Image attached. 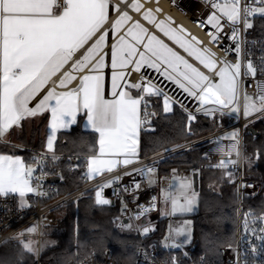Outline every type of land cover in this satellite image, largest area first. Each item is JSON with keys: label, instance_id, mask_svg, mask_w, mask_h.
Segmentation results:
<instances>
[{"label": "snow or ice", "instance_id": "1", "mask_svg": "<svg viewBox=\"0 0 264 264\" xmlns=\"http://www.w3.org/2000/svg\"><path fill=\"white\" fill-rule=\"evenodd\" d=\"M203 2L212 11L205 19L198 21V25L210 26L214 30L207 33L209 43L219 46L223 34L235 44L234 48L229 45L222 49L226 54H236L235 63L226 59L218 61L210 48L202 46L203 41L191 36L183 26L171 27V17L158 20L154 12H161L162 9L145 8L140 0H132L130 4L128 0H120V3H112V0H0V144H9L8 136L14 129H22L24 121L44 113L50 114L42 153L30 162L14 154L0 153V198H14L18 210H24L31 207V197L50 195V190L43 187L42 178L49 174L45 170L47 165H56L62 158L56 149L58 133L76 125L81 113L85 117L84 127L96 134V138L94 143L80 142L81 147L89 148V153L82 163H70V171L83 169L80 179L88 181L112 173L119 167L126 168L137 163L140 132L148 130L152 118L159 115L153 108L154 103H162L165 114L173 111L174 104H180L187 111L174 94L169 95L162 81L170 82L197 101L196 112H187L189 132L192 131L191 124L196 120V113L202 112L215 120L217 113L223 116L228 110L227 114H237L236 118L239 119L241 95L245 119L257 114L264 117V80H255L257 74L264 76V54L256 62L246 48L242 49V44L246 42L241 40L239 27L243 25V31H247L253 27V17H264V0ZM120 4H126L128 10L121 11ZM110 9L116 15L114 20L110 18ZM130 11L140 14L144 21L213 75H205L139 20H134ZM222 20L228 22L230 35L224 33ZM110 33L113 42L108 44ZM90 41L94 42L85 47ZM105 48L107 51H104ZM81 49L84 51L76 57ZM105 68L111 70L110 98L105 95ZM142 69H151L157 75L150 76ZM132 73L140 74V80L131 82ZM54 77L57 79L54 80ZM246 77L254 80V84L249 85L255 89L252 93L246 90L241 92L242 78ZM73 82L75 86L69 88ZM41 92L44 93L42 97L30 107V102ZM224 139L232 141L227 151L221 144ZM213 143L217 145L215 151L227 157L213 167L225 170L228 181L234 183L237 161L232 160L231 156L233 153L240 155L239 129L219 137ZM260 157L261 150L256 149L252 156L244 159L250 166L253 159ZM68 159L71 161L73 157L70 155ZM76 159L79 161L81 158L77 155ZM155 171L154 164L145 165L124 175L139 174L151 186L156 182L153 179ZM60 179L63 180L62 175ZM120 179L117 176L96 186L95 206L103 208L112 203L103 195V190L118 184ZM140 187L139 182H134L131 187L115 188L113 195L122 200V193ZM239 187L253 185L241 184ZM161 192L167 209L164 215L183 216L194 210L198 194L193 190L192 180L179 177L176 169L172 170V182ZM78 200L74 203L78 204ZM156 200V197H152L149 206L138 205L137 212L129 217L130 222H120L118 226L122 230H132L131 221L139 220L155 210ZM122 204L126 209L123 200ZM190 224L191 221L184 220L175 227L170 225L163 246L182 249L191 243ZM135 230L146 236L155 228L149 221ZM36 231L37 225L34 224L14 238L19 239L25 233ZM244 233L251 252L264 255V213H245ZM252 239L259 244H253ZM34 243L32 240L21 241L23 251L36 253L38 250L33 247ZM171 264H179L175 256L171 258ZM236 264H249L247 248L243 255L237 253Z\"/></svg>", "mask_w": 264, "mask_h": 264}, {"label": "built area", "instance_id": "2", "mask_svg": "<svg viewBox=\"0 0 264 264\" xmlns=\"http://www.w3.org/2000/svg\"><path fill=\"white\" fill-rule=\"evenodd\" d=\"M155 4H157L158 7L162 9V11L158 14L163 19L171 17L172 23L170 24L174 28L183 26V28L186 29L187 32L191 34V36H195L199 40L203 41L202 46L210 48L211 51L216 54L218 61L221 59H226L233 63L236 62L237 57L234 52H229L226 54L224 51H222V49L228 47L229 45L234 48L235 44L228 40L223 34H221L219 46L209 43L210 37L207 35V33L214 30L211 29L210 26L201 27L198 25L197 22L205 19L209 12L212 11L210 6L206 5L203 0H159V2H155ZM221 23L224 25V33H228L230 35L231 29L228 26V22L226 20H222ZM239 27L241 28V40L246 42L242 44V49L246 48L251 53V58L258 62L259 57L264 54V37L256 36L254 34L253 27L247 31H243V25H240ZM182 55L185 56L186 59L191 58L188 57L184 52ZM78 56L79 54H76V57ZM242 59L246 60L247 57H242ZM196 65L197 67L201 68V70H203L205 75H213V73H210L201 64L197 63ZM219 66L220 65L218 64V67ZM109 69L110 68H106V70ZM142 72L150 76L157 75L151 69H142ZM130 80L133 83L137 82L140 80V74L132 73ZM255 80H264V76L257 74ZM162 82L168 90L169 95L174 94L176 99L181 101L186 106L187 111H185V108L181 107L180 104H174V106L178 107L186 114L187 112H196V107L198 106L197 101L182 93L170 82ZM253 84L254 80L252 77L242 78L241 92L243 93L244 90L248 91L249 93L254 92L255 89L253 87H249V85ZM240 104L241 112L238 114L239 119L236 118L237 114H227L228 110H225L226 114L223 116L217 113L215 120L212 117H208L213 123V127L209 132L183 142L175 143L170 147L162 149L150 156L139 157V161L137 163L128 165L126 168L119 167L112 173H105L96 179L88 180L67 193H56L57 182L51 180V178L56 175H51V173L45 169L49 174L42 178V183L44 189L50 190V195L48 197H31V207L24 210H18L17 202L14 198H0V245L8 240H20L27 238L26 234L19 239L14 237H16L18 233L35 224L37 225V233L34 235V238L37 239L38 251L35 253L36 258L33 264H53L52 262L43 261L42 259V229L46 226L58 225V209L61 206L65 205L67 202L81 197V193H84V195L94 196V189L97 185L111 180L117 176L121 177L119 183L113 185V187L105 188L103 190V195L113 201V204L118 205V212L114 216L115 227L121 229L118 224L120 222H123L124 224L129 223V217L133 216L137 212L138 205L149 206L152 202V197H156L157 200L155 202V210L150 211L146 216L142 217V219L146 218L148 219V222H152L151 224L155 228V225H158V216L156 214L159 212L160 191L162 189H167L169 183L172 182L173 170L172 169L168 173L159 175L158 169L160 164L163 160L171 157L173 154L179 151L189 150L195 146H200L203 154V161L199 164L198 168L206 170H219L223 173L227 183L235 187L236 192L239 188V195L237 194V218L234 241L222 247L221 258L219 259L208 258L204 253H200L197 256L192 257L189 250L184 251L182 249L176 248H165L163 246V235L159 239L154 238L159 228L156 227L151 236H144L140 234L141 241L138 242L134 248L133 264H171V258L173 256L178 259L179 264H236L237 253L239 252L241 255H243L246 248L248 249L249 264H264V255L253 254L249 248V245L244 239L245 213H248L249 211H252L256 214L264 213V203L260 201V195L264 194L263 184L260 180L249 175L253 167L254 159L252 160L250 166L245 162L244 159L246 156H252L249 150L248 137L255 138L257 136V134L250 130V125L256 120L264 119V117H258L257 114L245 119L242 113V95ZM199 115L204 114L202 112L196 113V117ZM245 125H247V127H245ZM235 129H239L240 155L237 156L235 153H233L231 156V159L237 161V164L235 165V182L230 183L225 176V170L213 167V165H215L221 159L227 158L215 151L217 145L213 143V141H216L219 137H222ZM231 143L232 141L228 139L221 141L225 151H227L228 145ZM153 164L155 165L158 175L155 179L156 182L151 186L147 183V179L140 176L139 174L133 173L131 176L124 175L125 172H132V170L135 168H141L145 165ZM174 169L177 170L179 177L191 178L193 189H195L194 173L197 172V167H183ZM134 182H139L141 187L135 191L122 193L123 203L127 205V208L124 209L121 198L113 195V191L115 188H122L125 186L131 187ZM241 184H249L253 185V187L240 188L239 186ZM117 218H119V220H117ZM142 219L131 221L134 224V231H137L135 230L137 226L142 225ZM166 219L170 225L176 226L177 222L173 216H168ZM249 221L251 222V217L249 218ZM257 227H259V225H257ZM252 243L257 245L259 244V242L254 239H252ZM229 245H231V247H229ZM66 264H120V262L116 258L113 250L111 248H106L101 253L92 251L81 257H71L68 259Z\"/></svg>", "mask_w": 264, "mask_h": 264}, {"label": "trees", "instance_id": "3", "mask_svg": "<svg viewBox=\"0 0 264 264\" xmlns=\"http://www.w3.org/2000/svg\"><path fill=\"white\" fill-rule=\"evenodd\" d=\"M252 23L254 34L264 37V17L255 16ZM153 108L159 115L152 118L148 130L140 133V157L150 156L175 143L205 134L213 127L208 117L199 115L192 122V131L189 132L187 114L181 109L174 106L171 113L165 114L160 102L154 103ZM45 122L44 118L28 126L24 121L22 129L18 130L9 144H0V153L19 154L26 162H30L43 152ZM250 127L258 131L255 138L248 137L250 153L253 155L256 149H260L261 157L254 159L249 175L260 180L264 188V119L252 122ZM95 138L96 134L82 127L81 117L70 130L58 134L56 149L62 158L56 165L49 164L46 167L51 175L63 176V180L60 179L56 184L57 194L67 193L86 182L80 179L83 169L70 171L69 165L82 163L84 156L89 153V148L81 147L80 142L94 143ZM11 145L21 147L12 148ZM70 155L73 157L71 161L68 159ZM77 155L81 158L79 161ZM202 161L201 147L195 146L163 160L158 174L168 173L174 168L197 167L199 182L196 191L199 201L197 210L190 214L193 236L188 250L192 257L204 253L208 258L219 259L222 247L235 239L237 192L233 185L227 183L221 171L199 169ZM76 200L64 205L65 215L59 225L49 232V242L42 250L43 261L66 264L71 257H81L92 251L101 253L111 248L120 264H133L134 248L141 241V235L134 230L115 227L114 216L118 212V205L110 204L103 208L95 206L93 195L79 197L78 204L74 203ZM260 201L264 203V194L260 195ZM166 222L167 219L157 222L159 228L154 238L159 239L163 235ZM35 258V253L23 251L19 240H8L0 245V264H33Z\"/></svg>", "mask_w": 264, "mask_h": 264}, {"label": "crops", "instance_id": "4", "mask_svg": "<svg viewBox=\"0 0 264 264\" xmlns=\"http://www.w3.org/2000/svg\"><path fill=\"white\" fill-rule=\"evenodd\" d=\"M131 2H132V0H128V3H129V4H130ZM140 2L143 3V4L145 5V8H151V9H153V10H155L156 8H159L158 5L155 4L156 0H154V1H153V0H149V2H147V3L145 2V0H140ZM112 3H120V0H112ZM151 3H153V5H152ZM120 9H121V11L128 10L126 4H120ZM158 13H159V12H154V14L156 15L157 19H158V20H165V19H163ZM109 14H110V18H111V19L114 20V19L116 18L115 13H113V12L111 11V9H110V13H109ZM129 14L133 16V19H134V20H139V21H140L145 27H147V28L150 30V32L155 33V34L158 36V38L164 40L165 43H167V44H169L171 47H173L174 50H176L177 52H179L181 55L183 54V50H181L177 45H174L171 41H169L166 37H164L163 34L160 33V32H159L154 26L148 24L147 21H144V20L141 18V15H140V14H137V13H135V12H131V11L129 12ZM170 26L173 27L171 24H170ZM105 28H107V25H105ZM173 28H174V27H173ZM92 42H94V41H90V42H89V45H86L85 47L90 46V44H91ZM112 42H113V39H112V35H111V33H110V34H109V37H108V44H111ZM83 51H84V49H81V50H79V51L77 52V54L80 55ZM104 51H107V48H105ZM107 59L110 61V57L107 58ZM188 60H189V62L192 63L195 67H197L196 64L199 63L198 61H196V60L193 59V58H190V59H188ZM65 67L67 68V66H65ZM197 68H198L200 71L203 72V70H201V68H199V67H197ZM110 72H111L110 69H109V70H106V68H105V69L103 70V74L105 75V82H106V92H105L106 98H110V96H109V94H108V89H110ZM58 75H59V74H58ZM78 75H82V74H78ZM53 79L55 80V79H57V77H54ZM74 86H75V82H73V84L69 85V88L74 87ZM61 90H63V89H61ZM43 94H44V93L41 92V93L37 96L36 99H34L33 101L30 102V105H29V106H30V107L34 106L35 103L38 102V100L42 97ZM173 109H174V105H173ZM80 117H81V124H82V127H83L85 130H88V129H86V128L84 127L85 117L83 116L82 113H81L80 115H78V117H77V123L79 122ZM44 118H45V120H46V122H45V124H44V127H43V136H44V143H45V141H46V135H47V125H48V123H49L50 114H49V113H44V114L41 115V116H38V117H36V118H32L31 120H29V121H25V122H26V124H27L28 126H30L33 122L39 123V122H41ZM73 126H74V125H73ZM73 126H72V127H73ZM72 127H71V128H72ZM71 128H70V129H71ZM70 129H68V130H70ZM18 130H19V129H14V130L10 133V135L8 136V140H9V141H10V140H13V139L15 138V134L18 132ZM140 133H141V132H140ZM58 134H59V133H58ZM139 146H140V137H139ZM139 146H138V156L140 157ZM43 151H44V147H43ZM97 151H98V150H97ZM9 154H10V153H9ZM14 155L20 156L22 159H24V157H23L22 155H19V154H14ZM24 160H25V159H24ZM25 161H26V160H25Z\"/></svg>", "mask_w": 264, "mask_h": 264}, {"label": "rangeland", "instance_id": "5", "mask_svg": "<svg viewBox=\"0 0 264 264\" xmlns=\"http://www.w3.org/2000/svg\"><path fill=\"white\" fill-rule=\"evenodd\" d=\"M157 171H155V174L153 176V179L155 180L156 177H157ZM196 193L197 191L195 189H193ZM198 194V193H197ZM198 201H199V197L197 195V199H196V203H195V207H194V210L191 212V213H187L183 216H175V220L177 222L176 226L179 225L180 223H182L184 220H188V221H191V224H190V229H191V236H193V221H192V218L190 216V214H192L193 212H195L198 208ZM166 206L163 202V197H162V192L160 191V203H159V212L156 214L158 216V220H163V219H166L168 217V215H164L163 213L166 211ZM65 212H66V208L63 206H61L59 209H58V214H59V222L61 220V218H63V216L65 215ZM142 217L139 219L141 220ZM132 223V222H131ZM152 223V222H151ZM133 224V223H132ZM59 225V223H58ZM58 225H55V226H46L42 229V240H41V248L42 250L46 247V245L48 244L49 242V232L51 230H53L55 227H57ZM134 226V224H133ZM169 226H170V223L167 221L166 222V225H165V228L163 227L164 229V232H163V241L165 239V237L169 234ZM175 227V226H173ZM133 230V229H132ZM131 230V231H132ZM24 231V230H23ZM37 233V231L35 233H32V234H28V233H25L27 235V238L25 239H20L19 241H28V240H32L36 243L33 244V247L38 249V246H37V239L34 238V235ZM192 242V240H191ZM191 243L185 245L182 250L184 251H187L189 246H190Z\"/></svg>", "mask_w": 264, "mask_h": 264}, {"label": "water", "instance_id": "6", "mask_svg": "<svg viewBox=\"0 0 264 264\" xmlns=\"http://www.w3.org/2000/svg\"><path fill=\"white\" fill-rule=\"evenodd\" d=\"M250 130L253 131L255 134H258V131L254 128V127H250ZM52 181H55V182H58L60 180V176L59 175H56V176H53L51 178ZM198 182H199V175L197 172L194 173V187H195V190L198 189ZM114 202L112 201V204ZM148 223V219L144 218L142 219L141 221V224L142 225H145ZM158 227V225H155V228ZM153 234V231L150 232L148 235L151 236Z\"/></svg>", "mask_w": 264, "mask_h": 264}, {"label": "bare ground", "instance_id": "7", "mask_svg": "<svg viewBox=\"0 0 264 264\" xmlns=\"http://www.w3.org/2000/svg\"><path fill=\"white\" fill-rule=\"evenodd\" d=\"M153 5V3H151Z\"/></svg>", "mask_w": 264, "mask_h": 264}]
</instances>
